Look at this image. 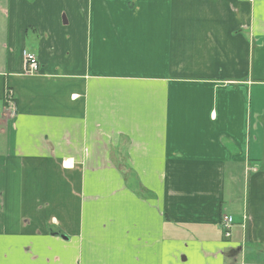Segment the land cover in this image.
<instances>
[{"label": "crops", "instance_id": "0c3cea01", "mask_svg": "<svg viewBox=\"0 0 264 264\" xmlns=\"http://www.w3.org/2000/svg\"><path fill=\"white\" fill-rule=\"evenodd\" d=\"M0 264H264V0H0Z\"/></svg>", "mask_w": 264, "mask_h": 264}, {"label": "built area", "instance_id": "2783aa9c", "mask_svg": "<svg viewBox=\"0 0 264 264\" xmlns=\"http://www.w3.org/2000/svg\"><path fill=\"white\" fill-rule=\"evenodd\" d=\"M24 58H25L26 71L28 73L38 72L40 64L36 55L30 52H25ZM9 91L10 90H7V102H8V106L13 108L15 101L13 100L12 93ZM233 225H234L233 217L229 215H225L222 220V226L226 236H230Z\"/></svg>", "mask_w": 264, "mask_h": 264}, {"label": "rangeland", "instance_id": "374dc122", "mask_svg": "<svg viewBox=\"0 0 264 264\" xmlns=\"http://www.w3.org/2000/svg\"><path fill=\"white\" fill-rule=\"evenodd\" d=\"M233 208H235V209H236V205H234V206H233ZM233 208L231 207V210H233Z\"/></svg>", "mask_w": 264, "mask_h": 264}]
</instances>
